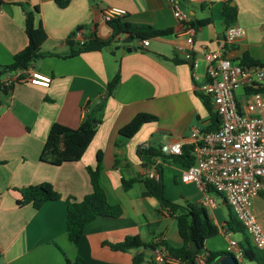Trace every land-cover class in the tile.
<instances>
[{
    "label": "crops",
    "instance_id": "0c3cea01",
    "mask_svg": "<svg viewBox=\"0 0 264 264\" xmlns=\"http://www.w3.org/2000/svg\"><path fill=\"white\" fill-rule=\"evenodd\" d=\"M225 2L236 7L232 25L245 30L234 44L223 42ZM174 5L187 14V21L210 18L211 22L188 31L190 26L174 17ZM23 6L39 8L35 22L42 24L47 39L40 48L43 56L26 69H17L12 75L19 73V79L6 91L0 89V264H66V258L76 256L87 264H133L137 252L144 255L140 264H185L155 260L157 246L151 243L157 237L174 246L183 243L175 216L160 206L142 181L124 189L122 180L145 176L138 155L140 145L152 138L161 146L176 141L190 144L194 128L210 125L208 110L197 94V85L205 75L202 51L219 50L238 62L247 55L256 64L264 63V0H71L64 8L54 0H0V64L11 63L14 54L27 44ZM105 7L124 9L125 20L133 24L171 32L149 39L146 47L132 38L129 45L136 49L124 53L118 40L128 37L126 34L99 51L66 56L70 52L66 39L76 30L82 38L92 32L100 38L110 36V27L99 15ZM187 52L199 58L196 67L185 59ZM31 70L49 75V86L23 80ZM116 74L118 80L105 100L102 120L80 160L59 166L41 161L51 125L58 122L78 127L86 103L98 102ZM236 100L243 109L248 100L245 89L236 91ZM140 112L157 119L144 123L130 138L121 136L119 129ZM98 151L102 152L101 186L108 201L121 206L122 214L88 222L80 242L73 245L66 236L65 198L78 200L91 192L86 168L95 167ZM156 162L162 167L164 195L170 201L202 204L206 197L214 199L213 205H202L218 234L206 239L197 255L205 257L207 250L228 251L230 239L237 245L242 241V234L235 236L225 228L232 211L221 196L183 182L181 165ZM41 182H50L61 198L46 201L38 209L31 204L19 206L18 189ZM252 202L264 230V196L257 194ZM127 236H138L146 246L126 251L109 246ZM188 245L194 248L193 243ZM239 262L258 264L242 258Z\"/></svg>",
    "mask_w": 264,
    "mask_h": 264
},
{
    "label": "trees",
    "instance_id": "16d2710c",
    "mask_svg": "<svg viewBox=\"0 0 264 264\" xmlns=\"http://www.w3.org/2000/svg\"><path fill=\"white\" fill-rule=\"evenodd\" d=\"M71 0H54L60 8L66 7ZM24 7V6H23ZM24 32L27 36L26 46L14 54L13 60L9 64H0V89L6 91L9 87L2 82V76L7 72L17 69H26L31 62L41 58L43 53L40 52L41 45L47 39V34L40 22L36 24L35 15L39 8L26 9ZM223 23L226 27L232 25L236 19V7L229 2L222 6ZM211 22L210 18L190 19L185 22L186 25L197 29ZM111 29V34L107 38H100L94 32L84 38V42L79 45L71 37L66 39L70 47V52L66 56H73L79 53L99 51L109 46L113 41L118 40V36L126 34L128 37L137 38L140 41L149 40L159 36L167 35L170 29H157L150 25H136L125 20V15L112 18L106 21ZM240 64L255 65L247 55H243ZM118 80L116 74L106 86L104 95L98 102L86 103L84 115L78 127L72 128L55 122L49 129L48 136L44 142L40 159L52 165L59 166L68 162L80 160L84 151L96 134L97 126L102 120L105 100L111 95L112 90ZM246 93L263 92L264 86L245 88ZM202 98L210 118V125L205 130L216 129L219 123L217 113L206 95L197 92ZM239 106V105H238ZM156 116L144 112L137 113L127 124L119 129V134L123 137H132L139 128L147 122L156 121ZM152 138L148 143L140 145L138 155L142 165L147 168L154 165L158 172V179L140 176L128 180H122L123 188L128 189L137 181H142L147 192L153 196L161 207L175 216L178 232L183 240L180 246L171 245L165 241L151 243L153 246L162 245L169 256L184 262L185 264H197L195 256L198 251L204 248L206 239L218 234V227L213 224L208 216L207 210L202 204L186 203L179 204L167 199L164 195V183L162 178V167L156 159L163 162L176 163L182 167H188L193 164L192 145L185 144L180 154H167L162 151V146ZM115 144H118L116 141ZM91 192L84 195L81 199L72 197L65 198V226L66 236L69 242L77 245L83 234L84 226L99 216L118 217L122 214V208L119 204H112L108 201L106 193L100 183V174L102 171V152L98 151L96 156V165L94 168H86ZM20 199L17 200L19 206L31 204L34 208H40L46 201L57 200L61 198L50 182H41L28 185L18 189ZM264 196V191L260 192ZM225 228L227 231L242 234V241L238 247L242 253V259L264 264V249L257 248L250 240L248 234L243 228L240 221L233 214L226 221ZM191 242L194 248H190L188 243ZM113 250L126 251L140 246H146L138 236H127L117 243H109ZM220 254H230L229 251H206L204 264H213L215 257ZM143 253L137 252L133 256V264H140L143 260ZM236 259V258H235ZM237 260V259H236ZM66 264H87L80 256L73 260L66 258ZM220 264V263H215ZM240 264V262H239Z\"/></svg>",
    "mask_w": 264,
    "mask_h": 264
},
{
    "label": "built area",
    "instance_id": "2783aa9c",
    "mask_svg": "<svg viewBox=\"0 0 264 264\" xmlns=\"http://www.w3.org/2000/svg\"><path fill=\"white\" fill-rule=\"evenodd\" d=\"M105 22L126 15V11L118 7H105L99 12ZM173 15L178 21L185 23L187 14L174 5ZM189 27L188 31H193ZM245 35L239 25L226 28L223 42L234 44ZM72 39L81 45L84 38L80 30L74 31ZM149 40L141 41L146 47ZM205 62L204 79L197 85V90L209 97L219 123L216 129L205 130L194 128L191 132L193 164L183 167L181 180L195 183L204 193L212 192L222 197L233 214L240 221L251 242L260 249L264 248V230L258 221L253 208L252 198L264 191V98L262 92L248 94L245 107L241 109L236 100V91L249 87L261 86L264 81V63L243 65L232 61L219 50L202 51ZM193 67L199 58L187 52L184 55ZM19 70V69H18ZM18 70L7 72L2 79L4 85L10 87L20 74L12 75ZM197 80L198 77L194 76ZM25 81L31 84L48 87L51 82L49 75L31 70L26 73ZM183 143L172 142L162 146L167 154H180ZM157 159L155 160V162ZM144 175L158 179L154 165L146 168ZM204 205H213L214 199L206 197ZM156 241H164L157 237ZM230 252L239 261L242 253L233 239L229 240ZM157 262H172L171 257L162 245L155 249ZM197 264H204V257L195 256Z\"/></svg>",
    "mask_w": 264,
    "mask_h": 264
},
{
    "label": "water",
    "instance_id": "95a60500",
    "mask_svg": "<svg viewBox=\"0 0 264 264\" xmlns=\"http://www.w3.org/2000/svg\"><path fill=\"white\" fill-rule=\"evenodd\" d=\"M97 20V17L94 16V21ZM118 41H120L122 43V45L120 46L121 48V53L124 52H128L130 50H135L136 47L129 45L132 41V37H126L123 39H119ZM215 263H220V264H239V261L236 260L232 255L230 254H220L217 257H215L213 264Z\"/></svg>",
    "mask_w": 264,
    "mask_h": 264
},
{
    "label": "rangeland",
    "instance_id": "374dc122",
    "mask_svg": "<svg viewBox=\"0 0 264 264\" xmlns=\"http://www.w3.org/2000/svg\"><path fill=\"white\" fill-rule=\"evenodd\" d=\"M235 236H239V233L236 232V233H235ZM228 251H229V250H228ZM229 252H230V251H229Z\"/></svg>",
    "mask_w": 264,
    "mask_h": 264
}]
</instances>
